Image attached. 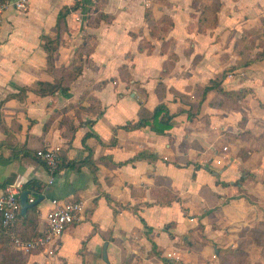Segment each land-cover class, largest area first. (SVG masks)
Instances as JSON below:
<instances>
[{"label":"crops","instance_id":"obj_1","mask_svg":"<svg viewBox=\"0 0 264 264\" xmlns=\"http://www.w3.org/2000/svg\"><path fill=\"white\" fill-rule=\"evenodd\" d=\"M78 1L74 8L75 0H30L25 11L9 6L2 15L0 192L12 185L21 193L29 179L41 183L36 224L15 223L37 234L47 228L52 198L84 203L81 218L57 239L22 251L26 261L205 264L223 244L234 245L240 228L264 219V59L243 61L234 47L247 29L264 28V0H221L216 22L204 30L200 3L210 0L153 2L154 17L173 21L162 38L149 34L147 0ZM57 32L56 67L70 63L84 35L95 37L81 72L67 91H20L54 79L42 36ZM142 37L150 51L140 49ZM258 42L244 48L247 58ZM220 73L221 87L240 97L211 89L200 101L198 87ZM161 102L172 114L164 132L123 127ZM51 146L78 168L58 169L50 183L34 152Z\"/></svg>","mask_w":264,"mask_h":264},{"label":"trees","instance_id":"obj_2","mask_svg":"<svg viewBox=\"0 0 264 264\" xmlns=\"http://www.w3.org/2000/svg\"><path fill=\"white\" fill-rule=\"evenodd\" d=\"M153 2H162L164 4H169L170 1L147 0V3L145 5L144 20L149 25L150 36L154 38H162L166 34L168 29L172 26L173 21L168 14H165L159 18L154 17L151 6ZM78 5H79V1L75 0L73 7L75 8ZM200 5L202 7V10L199 15V30H204L207 26L212 25L216 22L217 12L221 7L222 2L221 0H210L208 2L201 1ZM67 11L68 8L65 7L58 13V18H57L58 28L59 25L61 27L62 19L64 18ZM98 16L108 19L111 17L110 15L103 12L98 13ZM263 34H264V28L258 26L249 28L242 33L241 37L238 39L234 47L237 50H240L241 53L243 54V59H242L243 61L248 62V61L264 59V37H262ZM42 38L44 40V44H43L44 48L46 49L47 52L48 71L54 74V79L52 81L40 80L37 82V85L35 87L23 86L21 87L20 91L24 92L27 89H32L42 95L51 94L58 90L67 91L69 86L66 83L72 80L81 72L84 64V60L86 59L87 55L93 50L95 37L91 34L84 35L82 42L76 47L70 63L58 67L53 65V55L59 43V38H60L59 32H57L56 36L53 38L46 35H43ZM256 40H259L257 46H260V49L254 52L251 57L247 58V53L244 51V48L254 47V43L256 42ZM139 47L140 49L146 47L147 50L150 51L152 48V44L146 37H142L140 38ZM120 72L122 75H125V72H127L125 65H122L120 67ZM223 76L224 73L217 74L216 76L211 78L205 85H203L202 87L201 86L198 87L199 88L198 90L200 91V95H201L200 101L203 100L206 92H208L211 89L218 90L219 92L223 93L226 98L233 97L234 95L236 96V98L237 96L240 97L241 93L230 92L221 87L220 83ZM171 118H172V114L169 113V110L166 107V105L161 102L158 103L152 110H148L143 107L139 113V118L133 123L132 122L126 123L125 125H123V127L134 128V127L149 125L151 129L157 132H164L166 129L170 127ZM89 134L90 133H86L82 139L84 146H87L85 145V138ZM34 156L40 161H42L41 158H39L36 155V150L34 152ZM87 160L88 161L90 160L89 156H87L83 161H87ZM77 163H78L77 161L65 159L59 151L58 169L64 167L78 168L76 166ZM92 169L95 168L93 167ZM41 188H42L41 183L39 181L35 179H29L24 183L21 192L22 191L27 192V201L29 197H34L36 200L37 197L41 195V191H40ZM19 198H20V194H19ZM173 198L176 200L181 199L179 196L176 195ZM169 202L170 201L168 200L167 203ZM38 204L39 201L30 202V204L25 208L23 212H21L20 209L19 213L17 214L16 221L19 218H22L25 221L29 222L30 225H32L33 222L36 224V210ZM34 227L35 226H32L30 230L19 231L16 227V224H14L13 231L15 235L20 239L31 240L37 235V229ZM0 264H29L26 261L25 254L11 240L7 228L3 227L1 224H0ZM122 264H130V259L124 260Z\"/></svg>","mask_w":264,"mask_h":264},{"label":"built area","instance_id":"obj_3","mask_svg":"<svg viewBox=\"0 0 264 264\" xmlns=\"http://www.w3.org/2000/svg\"><path fill=\"white\" fill-rule=\"evenodd\" d=\"M30 0H0V26L2 15L9 6L17 10L25 11ZM226 149V146L223 147ZM36 155L43 161L51 183L58 170L59 147L51 146L36 149ZM221 160L217 159L219 163ZM19 190L12 185L6 186L0 192V224L7 228L11 240L21 251H29L32 248L45 245L47 242L57 239L65 228L77 219H80L84 212V203L80 199H59L52 198L51 205L45 213L47 228L38 233L31 240H23L17 237L13 227L20 211ZM29 202H34V197H29ZM168 256H172L168 253ZM212 256H215L213 253Z\"/></svg>","mask_w":264,"mask_h":264},{"label":"rangeland","instance_id":"obj_4","mask_svg":"<svg viewBox=\"0 0 264 264\" xmlns=\"http://www.w3.org/2000/svg\"><path fill=\"white\" fill-rule=\"evenodd\" d=\"M223 245L215 256L211 253L209 258L201 260L205 264H264V219L240 228L234 245L228 242Z\"/></svg>","mask_w":264,"mask_h":264},{"label":"water","instance_id":"obj_5","mask_svg":"<svg viewBox=\"0 0 264 264\" xmlns=\"http://www.w3.org/2000/svg\"><path fill=\"white\" fill-rule=\"evenodd\" d=\"M42 196H38L37 199L35 200V202H38L39 200H41ZM20 209H21V212H23L25 210V208L30 204V202L27 201V192L26 191H22L20 193ZM106 244V243H105ZM103 255H104V259H107L106 258V253H105V249L103 251Z\"/></svg>","mask_w":264,"mask_h":264}]
</instances>
